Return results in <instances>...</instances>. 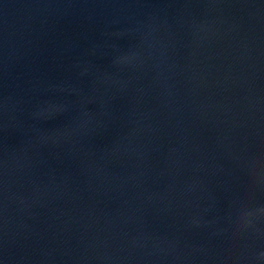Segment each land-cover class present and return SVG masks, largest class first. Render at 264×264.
I'll use <instances>...</instances> for the list:
<instances>
[{"label":"water","instance_id":"1","mask_svg":"<svg viewBox=\"0 0 264 264\" xmlns=\"http://www.w3.org/2000/svg\"><path fill=\"white\" fill-rule=\"evenodd\" d=\"M0 264H264V0H0Z\"/></svg>","mask_w":264,"mask_h":264}]
</instances>
